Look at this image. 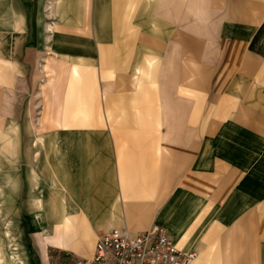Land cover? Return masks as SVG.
Returning a JSON list of instances; mask_svg holds the SVG:
<instances>
[{"label":"crops","instance_id":"crops-1","mask_svg":"<svg viewBox=\"0 0 264 264\" xmlns=\"http://www.w3.org/2000/svg\"><path fill=\"white\" fill-rule=\"evenodd\" d=\"M210 6L218 19L212 26L216 47L196 102L188 93L185 119L177 108L163 113L155 102L144 113L154 116L153 123H141L131 136L124 124L112 128L98 119L110 103L99 93L88 41L65 33L43 39L38 50H49L29 118L35 136L52 143L46 164L57 176L46 177L39 163H30L28 174L33 189L41 178L43 187L56 190L59 220H68L66 206L90 211L88 224L75 221L72 227H129L125 196L139 212L146 188L149 211L140 209L142 219L132 215L133 229L164 227L178 248L197 253L196 264H264V0H210ZM138 40L134 52L161 51V41L145 27ZM103 46L109 52V44ZM143 99L163 97L154 91ZM2 169L0 187L12 184L15 174L7 163ZM7 203L0 193V211ZM30 203L42 213L37 222L43 226L47 203L35 194ZM94 247L81 252L90 255Z\"/></svg>","mask_w":264,"mask_h":264},{"label":"rangeland","instance_id":"rangeland-1","mask_svg":"<svg viewBox=\"0 0 264 264\" xmlns=\"http://www.w3.org/2000/svg\"><path fill=\"white\" fill-rule=\"evenodd\" d=\"M74 1L0 0V144L8 139L14 143L13 148L6 142L0 149V165L7 163L15 173L12 184L0 187L1 195L11 201L0 211V264H57L61 253L83 255L81 251L95 245L99 231L108 230L70 226L75 221L88 224L90 211L79 207L69 210L66 206L68 220H59L56 190L49 185L43 187L45 180L41 178L39 185L32 188L30 163H39L48 178L57 176L46 164L52 143L35 136L29 118L43 77V58L49 50H38L43 39L51 41L54 34L65 33L82 37L84 43L88 41L97 64L92 69L99 78V93L110 103L98 119L112 128L124 124V134L130 136L137 134L141 123H153L154 116L144 113L155 102L161 103L163 113L177 108L179 119H185L182 113L189 104L186 97L192 92L196 102L195 94L201 92L212 63L217 39V29L212 26L218 19L210 0H91L89 12L87 0ZM49 25L54 29L50 30ZM143 27L161 41L160 52L153 53L150 47L144 54L131 50L138 47V34ZM11 29L20 30L21 36L10 34ZM106 43L111 47L109 52L102 47ZM154 91L161 92L163 99H143ZM111 93L116 98L109 100ZM4 171H0L1 179ZM128 183V191L133 192L134 183ZM146 190L139 203L143 211H149L150 206ZM34 194L47 203L48 218L43 226L37 222L42 213L34 211L30 203ZM130 197L125 196L130 200L127 228L144 231L149 226L132 228L133 216L140 219L142 215L140 209L132 210ZM8 216L13 221V237L9 235ZM9 254L12 260L8 259Z\"/></svg>","mask_w":264,"mask_h":264},{"label":"built area","instance_id":"built-area-1","mask_svg":"<svg viewBox=\"0 0 264 264\" xmlns=\"http://www.w3.org/2000/svg\"><path fill=\"white\" fill-rule=\"evenodd\" d=\"M197 253L176 246L167 230L153 224L144 231L114 227L101 232L90 255L65 251L57 264H196Z\"/></svg>","mask_w":264,"mask_h":264},{"label":"bare ground","instance_id":"bare-ground-1","mask_svg":"<svg viewBox=\"0 0 264 264\" xmlns=\"http://www.w3.org/2000/svg\"><path fill=\"white\" fill-rule=\"evenodd\" d=\"M3 259V258H2Z\"/></svg>","mask_w":264,"mask_h":264}]
</instances>
